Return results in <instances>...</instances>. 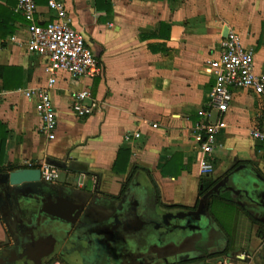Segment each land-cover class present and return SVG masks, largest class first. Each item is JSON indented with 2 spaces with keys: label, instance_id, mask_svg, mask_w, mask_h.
<instances>
[{
  "label": "crops",
  "instance_id": "crops-1",
  "mask_svg": "<svg viewBox=\"0 0 264 264\" xmlns=\"http://www.w3.org/2000/svg\"><path fill=\"white\" fill-rule=\"evenodd\" d=\"M57 1L69 25L82 33L102 63V73L92 79L56 74L50 96L57 125L49 139L39 130L35 99L23 95L27 87L45 86V60L26 49L27 33L16 0H0L18 16L11 22L13 33L0 38V65L22 70L16 88L3 89L0 79V122L6 131L0 171L39 166L47 158L63 161L67 167L59 169L55 183L75 189L95 229L111 213L98 197L119 199L132 188L145 187L158 210L159 205L193 209L201 196L200 181L216 182L240 163L252 165L264 177V150L251 135L252 128H264V95L232 88L222 126L213 138L212 171L207 176L199 173L204 135L199 137L197 113L214 82L209 61L217 58L219 41L228 31L251 49L254 70L264 73V0ZM36 4V21L50 20L53 12L47 0ZM84 86L90 87L100 108L78 116L70 106V93ZM119 149L128 150L122 173L112 168ZM218 201L235 207L233 224H225L214 210L216 204L209 202L212 221L203 234L168 243L171 247L160 249V254L204 253L172 264H264L259 225L235 201ZM143 204L148 206L147 200ZM100 233L93 235L97 243ZM5 238L0 218V246ZM114 254V247L108 246L102 260L113 262L118 257Z\"/></svg>",
  "mask_w": 264,
  "mask_h": 264
},
{
  "label": "water",
  "instance_id": "water-1",
  "mask_svg": "<svg viewBox=\"0 0 264 264\" xmlns=\"http://www.w3.org/2000/svg\"><path fill=\"white\" fill-rule=\"evenodd\" d=\"M44 162L58 169H66L67 167L63 161L53 158H47ZM138 191L137 193L133 191L128 195L123 194L121 199L96 198L100 205L111 209V213L104 221L96 225V229L92 225L94 229L88 232V230L80 227L84 205L82 201L76 199L74 188L55 182L43 181L40 178L38 166L18 167L10 171H0V218L8 229H10L9 219L14 220L16 223L21 222L22 228L24 227L25 239L20 249L17 250L22 257H29L30 249H36L33 254L37 258L50 254L53 248H50L49 251H41L35 244V241H40V239L32 242L33 239L31 238H34L37 234H48L41 238V241H43L47 239V236L50 237L56 233L61 236L58 241L60 245L64 244L66 246V241L70 244L69 250L70 255H72L68 259L70 264H76L78 261L80 264H86V261L94 254L97 257L96 264H100L103 251H107L108 246L114 247L115 256H118L119 249L125 244H131L136 251L138 249L143 251L147 248L146 243L143 244V248L138 246L136 243L138 236H135V233L144 228L147 221L151 219L150 215L144 209L128 214L129 209L132 211V206L137 198L141 197L140 204L146 207L143 202L145 203L149 194L148 189L140 187ZM220 193H227L229 199L243 206L253 219L264 225V177L252 165L240 163L202 194L196 208L189 215H171L167 210L153 209L157 214V221H155L158 229L153 230V232H145L143 237H156V232L165 235L170 231L166 226L173 221L183 220L185 223L187 222L185 226H179L180 229L192 226V223L200 218L206 225L210 224L212 217L209 211V202L212 196L221 195ZM126 195L128 196L126 203L121 204L123 197ZM39 214L42 215L43 220H49L50 223L44 222L41 218H36ZM33 218L35 219V227L33 229L28 228ZM165 218L168 219L165 221ZM101 226L106 227L102 230L100 229ZM99 231L101 235L98 238L96 237L97 243L93 235L99 233ZM179 239L180 237H177L176 241H179ZM51 242L49 246L53 245V239H51ZM225 243L226 241H224ZM222 247L221 250L224 249ZM11 251L13 256H18L15 249L12 248ZM190 253L193 254L192 257L204 256V253L200 250L186 252L184 256L187 257ZM172 257L167 256L159 260L155 256L153 258L155 261L163 260L166 262ZM2 260L0 257V262Z\"/></svg>",
  "mask_w": 264,
  "mask_h": 264
},
{
  "label": "built area",
  "instance_id": "built-area-1",
  "mask_svg": "<svg viewBox=\"0 0 264 264\" xmlns=\"http://www.w3.org/2000/svg\"><path fill=\"white\" fill-rule=\"evenodd\" d=\"M36 6V0H16V11L22 16L24 22L20 23L27 33L26 49L44 58L48 78L45 86L27 87L23 90V95L28 99H35L34 107L40 118L39 130L52 139L55 136L57 120L50 89L55 83L56 74L65 72L73 78L92 79L102 73V63L86 43L82 33L69 25L61 2L47 0V7L53 12V16L43 24L35 19ZM209 64L214 82L203 107L197 111L201 116L198 123L199 137L204 135L200 146L201 176H207L212 171V142L222 126L223 114L232 99V88L243 87L258 96L264 95V73L254 70L251 49L244 47L239 36L233 31H228L220 39L219 54L217 58L211 59ZM70 106L78 116L90 114L100 108L89 86L71 91ZM251 135L264 150V128H252ZM38 167L43 181L56 182L58 168L44 161Z\"/></svg>",
  "mask_w": 264,
  "mask_h": 264
},
{
  "label": "flooded vegetation",
  "instance_id": "flooded-vegetation-1",
  "mask_svg": "<svg viewBox=\"0 0 264 264\" xmlns=\"http://www.w3.org/2000/svg\"><path fill=\"white\" fill-rule=\"evenodd\" d=\"M214 184H212L209 188L214 186ZM138 188L139 187H137L136 189L132 188V191H135L137 193V192H139ZM209 188H206L205 191L208 190ZM220 194L221 195H219V196H222V193H220ZM122 195H120L119 199H121ZM147 197L148 198L146 200H147L148 206L145 207V206L140 204V201L142 199L140 197L134 201V205L132 206V208H133L132 211H130V209L128 210V214H130L131 212L143 211V209H144L145 212L150 215L151 219L149 221H147L144 228L141 231H138L137 233H135L136 234L135 236H138L137 240H136V243L138 244V246L143 248L144 247L143 244L146 243L147 248H145V250H143V251L141 249H138L136 251V249H134V247L131 244L130 245L125 244L119 249L118 257L115 261H113V262L109 261L108 257H105L104 260H101L100 264H172V263H175L177 261H181V260H184L187 258L189 259L193 256V254H191V253L187 257L184 256V253L192 251V250H184V251H180V252L177 251V252H174L173 255H168V254H164V253L160 254L159 251H160V249L164 250V249L168 248L170 246L169 244H171V243H174V242L177 243L182 239L185 240V238L187 241L188 238H194V236H196V234H197V236H199L200 234H203L202 229H203V227L206 226V224H205V222H202L203 221L202 218L199 219L200 221L197 220L196 222H193L192 226L187 227V228L184 227L183 229H180L178 227L179 226L180 227L185 226V224H187V222L185 223L183 220H179V222L173 221L170 225L166 226V228L169 229L170 231H168L165 235H162L160 232H156L157 233L156 237H152V238H150L148 236L143 237V235H145V232H148V231L153 232V230L158 229V225L156 223L157 214H155V212L153 210V209H156L155 207H153L154 195L152 193H150L147 195ZM127 199H128V196L126 195L125 197H123V201L121 204L126 203ZM158 207H159V210L162 208L163 210L169 211L171 213V215H176V214L189 215V213H191V211L196 208V206H195L193 209H185V210H182L181 212L173 213L170 210V208H167V207L163 208V207H160V205ZM157 210H158V208H157ZM88 214H89L88 212L87 213H86V211L84 212L83 217H82V223L80 224V227L84 228V229L88 230V232H90L93 229V227L91 226L92 223L88 217L89 216ZM153 217H155V218H153ZM36 218L42 219V215L39 214ZM167 219L165 218L164 220L166 221ZM43 221L50 223L49 220L48 221L43 220ZM8 222H9L10 229H8L5 226L6 238L1 243V246H0V257L3 259L0 262V264H53L55 262H58L59 264H70V262H68V259H69L68 255H70V250H69L70 244H68V242L66 241V243H67L66 246H64V244L60 245V243L58 241L60 240L61 236L59 234H56V233L52 234V236H50V237L47 236V239L45 238L46 240H43V241H41V238L45 237L48 234H44V235L43 234H37L36 236H34V238H31V239H33L32 242L37 240V239H40V241H35V244L39 247V250H41V251H45V250L49 251L50 248H53V251H51L50 254H48L47 256L41 257V258H37L33 254L36 249H30L29 250L30 251L29 257H25V256L22 257L20 255L19 251H17V250L20 249V246L25 239L24 229H23L24 227L22 228L21 222L16 223L12 219H9ZM34 227H35V219L33 218L32 223L30 224V226H28V228L33 229ZM177 237H180L179 241H176ZM51 239H53V245L49 246L50 243H52ZM12 248L17 251L18 256H16V255L13 256L12 251H11ZM151 255H152V257H151ZM154 256L158 260L162 259L163 257H167V256H173V257L165 262L163 260L155 261V259L153 258ZM96 259H97V257L94 254V255L90 256L89 260L86 261V264H96V262H95ZM76 264H80V262L78 261V262H76Z\"/></svg>",
  "mask_w": 264,
  "mask_h": 264
},
{
  "label": "trees",
  "instance_id": "trees-1",
  "mask_svg": "<svg viewBox=\"0 0 264 264\" xmlns=\"http://www.w3.org/2000/svg\"><path fill=\"white\" fill-rule=\"evenodd\" d=\"M18 16L13 11L7 9L6 7L0 5V38H4L7 34H12L14 31V27L11 24L14 19ZM23 19V18H22ZM0 79L2 80V88L3 89H13L20 86L22 81V70L20 67L13 66H5L0 65ZM6 139V131L5 126L0 122V155L3 153L4 143ZM128 162V150L127 149H119L116 159L112 165L114 171L124 172L126 170V164ZM121 165V166H120ZM0 170L2 168L0 167ZM215 181H200V185L202 188L198 190V195H202L206 188H209ZM157 193V191H156ZM223 200L229 202L230 199L227 197V194L222 196H212L210 199V203L214 200ZM167 208H182L188 209L185 206L179 205H165ZM244 213L249 217L250 220L257 223L259 225L258 235L264 238V225L255 219L252 218L250 213L244 210ZM217 220V218H216Z\"/></svg>",
  "mask_w": 264,
  "mask_h": 264
},
{
  "label": "rangeland",
  "instance_id": "rangeland-1",
  "mask_svg": "<svg viewBox=\"0 0 264 264\" xmlns=\"http://www.w3.org/2000/svg\"><path fill=\"white\" fill-rule=\"evenodd\" d=\"M61 177H63L62 173H61ZM213 204H216L214 210L217 212V214L220 211V214L218 215L220 218L224 220L223 222L225 224H230V225L233 224L235 207L225 202L220 203L218 200L214 201Z\"/></svg>",
  "mask_w": 264,
  "mask_h": 264
}]
</instances>
